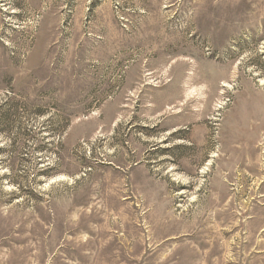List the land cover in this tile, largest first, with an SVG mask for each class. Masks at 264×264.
<instances>
[{
  "label": "rangeland",
  "instance_id": "1",
  "mask_svg": "<svg viewBox=\"0 0 264 264\" xmlns=\"http://www.w3.org/2000/svg\"><path fill=\"white\" fill-rule=\"evenodd\" d=\"M0 264H264V0H0Z\"/></svg>",
  "mask_w": 264,
  "mask_h": 264
}]
</instances>
